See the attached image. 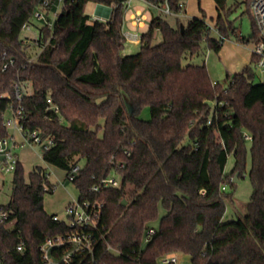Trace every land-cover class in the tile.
I'll return each mask as SVG.
<instances>
[{
	"label": "trees",
	"instance_id": "1",
	"mask_svg": "<svg viewBox=\"0 0 264 264\" xmlns=\"http://www.w3.org/2000/svg\"><path fill=\"white\" fill-rule=\"evenodd\" d=\"M89 1L114 5L111 16L92 20L85 11ZM125 1L63 0L53 27L40 28V52L33 60L20 34L44 0H0V53L14 58L0 68V137L8 134L6 111L18 107L15 85L30 83L22 101L25 125L54 138L43 161L68 172L85 160L73 181L79 199L99 197L106 205L92 230V252L74 254L69 264H159L168 253L187 254L191 264H264V81L254 80L253 69L258 57L227 73L226 87L211 80L205 63H183L203 51V40L219 53L237 34L232 7L214 0L220 37L210 35L205 12L187 22L177 17L176 26L157 16L141 34L140 51L124 54ZM180 1L169 0L175 12ZM250 1L245 4L255 32L239 35L244 43L257 40ZM57 6L58 0H50L44 8L48 19ZM156 32L162 40L154 44ZM144 107L149 119L140 117ZM247 140L253 193L247 213L225 221V199L232 197L222 187L242 175ZM231 154L235 162L228 174ZM112 175L120 176L119 186L103 195L91 190ZM49 177L40 165L27 175L21 160L16 167L6 203L10 219L0 224V259L7 264H43L39 247L72 230L45 209L46 194L56 188ZM62 251L54 248L52 254Z\"/></svg>",
	"mask_w": 264,
	"mask_h": 264
},
{
	"label": "rangeland",
	"instance_id": "2",
	"mask_svg": "<svg viewBox=\"0 0 264 264\" xmlns=\"http://www.w3.org/2000/svg\"><path fill=\"white\" fill-rule=\"evenodd\" d=\"M184 9L188 12V16H180L179 18L182 21L187 22L192 17H200L205 12L207 21L210 25L214 24L215 16L217 15V10L214 0H183ZM63 3H60L59 8L61 9ZM132 7L127 12V18L130 17L132 12L140 10L146 16L144 21L145 26L136 27L134 30H137L138 33L142 34L147 30L149 23L153 17L161 16L165 18L171 25H177V17L173 14L165 13L162 8L163 6H152L142 0H132ZM98 3L89 1L85 6V11L91 17L94 16L95 10ZM227 5L232 7V12L230 18L233 20L234 25L237 27V34H230V37L226 39V43L223 46L222 50L219 53H216L214 50H210L206 47L207 42L203 40L202 42V52L193 54L192 56H185L183 63H192V64H206L211 80L213 82H219L224 87L228 85L227 73H234L241 70L247 63L250 64L251 52L255 47V41H250L249 43L241 42L238 38L241 36H250L255 32V29L252 24V19L248 11L246 10L245 0H227ZM114 8V5H110ZM50 19L53 22L54 16L51 13ZM46 24L45 20H39L34 17L31 30H22L20 34L21 39L27 43L28 51L32 54L33 60L36 59V54L40 52L39 44L37 38L39 36L40 28ZM213 37H216L218 33L211 32ZM162 40V35L160 32H156L153 43H159ZM141 49V43H131L126 41L125 43V53L134 54L139 52ZM250 61V62H249ZM255 72L254 80L264 81V69L257 68L256 65H253ZM30 87V86H29ZM31 89V87H30ZM31 91V90H29ZM10 111L7 110L5 113L6 119L10 117ZM140 117L143 119L150 118V109L149 107H144L140 112ZM248 155L246 160L245 169L242 172V175L234 182V185L231 183H226V194L231 195V199L226 198V210L223 219L225 221L237 219L247 213V204L251 199L253 193V186L250 179V169H251V156L249 152L250 140H247ZM23 163V167L26 175L31 171L35 166H43L50 173V181L55 183L56 188L53 193L46 194L45 196V208L46 211L50 214H58L61 219L67 220L66 206L72 200L79 199V189L77 185L66 178V171L60 169L51 164H47L43 161L41 155L43 149L39 145H29L25 144L24 146L17 149ZM234 156L231 154L228 157L225 171L226 173H231L234 166ZM85 163L84 159L79 161V164L83 166ZM118 180H120L119 175H113ZM12 179L13 174H9L6 177V182L3 186L0 187V202L8 203L12 194ZM165 214V210L160 207L159 215L160 217ZM159 219L153 222L155 227L159 226ZM13 223H9L8 226H11ZM178 261L176 264H191L190 256L183 253H177ZM159 264H164L160 259Z\"/></svg>",
	"mask_w": 264,
	"mask_h": 264
},
{
	"label": "built area",
	"instance_id": "3",
	"mask_svg": "<svg viewBox=\"0 0 264 264\" xmlns=\"http://www.w3.org/2000/svg\"><path fill=\"white\" fill-rule=\"evenodd\" d=\"M132 0L125 1V14L132 7ZM152 6H163L162 10L165 13L173 14L178 17L186 16L183 0L179 2L180 10L175 12L170 5L169 0H165L161 5H155L142 0ZM50 0H44L43 9L35 12L34 16L39 20H45L46 24L53 27V23L45 16V7L48 6ZM63 3V0H58V5ZM250 10L256 23L257 28V40L252 53L258 57L256 66L260 69H264V0H251ZM109 9V16H111L113 9L104 6ZM54 18L57 13H53ZM108 18L95 14L91 17L92 20L105 21ZM130 19L134 25H142L146 20L145 14L140 10H136L130 14ZM211 28H213L211 26ZM25 30H31L32 24L26 23L23 27ZM124 37L126 41L131 43H138L141 41V34L137 31H131L124 29ZM14 63V58L7 57L6 52L0 53V68L5 70L9 65ZM30 83L20 82L15 85V99L18 102L17 109L11 111L10 117L5 118L4 125L8 129L6 136L0 137V187L6 182V177L9 174H14L16 167L20 161V155L17 149L29 145H39L43 150L49 149L53 143L54 138L51 135H45L38 130H30L26 127V115L24 113V105L22 103L24 97L30 94ZM10 97V95H9ZM51 101V99H49ZM217 102L212 103V112L216 113ZM58 111V106H53ZM212 122V119L208 120V124ZM81 169L80 164H75L71 169L66 172V178L74 181ZM120 180L116 177L107 176L104 177L98 184L91 186V190L97 195H103L109 186H119ZM12 185V184H11ZM226 189V186L222 187ZM106 203L104 200L96 197L94 200H72L66 206V214L68 219L65 220L72 230L66 234H59L50 236L39 247L43 264H69L73 255L76 253L92 252L96 238L92 233V230L97 228L98 222L101 216V212L104 209ZM55 220H61L58 214H54ZM10 219V211L6 203L0 202V224L6 223ZM151 234L154 233V229H150ZM54 248H62V253L59 256L52 254ZM110 248V246H108ZM18 250L23 249V243L20 242L17 245ZM164 264H176L178 261L176 253H168L161 258ZM0 264H7L0 259Z\"/></svg>",
	"mask_w": 264,
	"mask_h": 264
},
{
	"label": "crops",
	"instance_id": "4",
	"mask_svg": "<svg viewBox=\"0 0 264 264\" xmlns=\"http://www.w3.org/2000/svg\"><path fill=\"white\" fill-rule=\"evenodd\" d=\"M104 6H107V7H109V8H111V9H113L110 5H105V4H100V3H98V5H97V7H96V10H95V14H98V15H101V16H104L105 18H108V16H109V9H106ZM60 11V8H59V5L57 6V10L55 11V12H53V13H58ZM185 11H186V9H185ZM52 13V14H53ZM94 14V15H95ZM186 16H188V12L186 11ZM194 17H196V16H194ZM193 18V17H192ZM51 20V19H50ZM54 20H55V18H54ZM143 26H145V23H143L142 25H134L133 23H132V21H131V19H130V17L129 18H127V14H125V17H124V29H127V30H131V31H137V30H134V28H136V27H143ZM210 26H212L213 28H211V32H215V33H218L217 32V30L215 29V27H214V24H212V25H210ZM138 32V31H137ZM211 32H210V35L213 37V35L211 34ZM39 34H40V32H39ZM39 37V36H38ZM216 37H220V35H219V33H218V35H216ZM225 43H226V40L224 41V43H223V46L225 45ZM223 46H222V48H223ZM222 48H221V50H222ZM220 50V51H221ZM251 52V56H250V61H251V59H252V55H253V53H252V51H250ZM123 53L124 54H126L125 53V50L123 51ZM249 61V62H250ZM246 65H248V63L246 64ZM245 65V66H246ZM244 66V67H245ZM243 67V68H244ZM257 67V66H256ZM242 68V69H243ZM258 68V67H257ZM20 160H21V157H20ZM46 209V208H45ZM177 254V253H176Z\"/></svg>",
	"mask_w": 264,
	"mask_h": 264
},
{
	"label": "water",
	"instance_id": "5",
	"mask_svg": "<svg viewBox=\"0 0 264 264\" xmlns=\"http://www.w3.org/2000/svg\"><path fill=\"white\" fill-rule=\"evenodd\" d=\"M181 30H184V25H183V24L181 25ZM235 180H236V181L238 180V173H236V178H235ZM126 203H127V200L124 199V200H123V204H126Z\"/></svg>",
	"mask_w": 264,
	"mask_h": 264
}]
</instances>
